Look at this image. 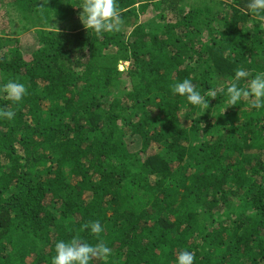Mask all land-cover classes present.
Returning <instances> with one entry per match:
<instances>
[{
    "label": "trees",
    "instance_id": "obj_1",
    "mask_svg": "<svg viewBox=\"0 0 264 264\" xmlns=\"http://www.w3.org/2000/svg\"><path fill=\"white\" fill-rule=\"evenodd\" d=\"M77 2L0 0V84L28 90L0 101L16 112L0 119V264H51L74 236L112 249L96 264H175L185 249L264 264V109L222 111L218 94L200 114L174 94L264 71V18L246 0H118L121 29L97 36ZM95 220L99 238L82 227Z\"/></svg>",
    "mask_w": 264,
    "mask_h": 264
},
{
    "label": "clouds",
    "instance_id": "obj_2",
    "mask_svg": "<svg viewBox=\"0 0 264 264\" xmlns=\"http://www.w3.org/2000/svg\"><path fill=\"white\" fill-rule=\"evenodd\" d=\"M73 6L82 10L79 18L89 33L99 36L121 29L123 19L118 0H78ZM246 8L251 14L264 18V0H246ZM27 94L25 84L15 79L0 84V101L6 100L11 105H18ZM174 94L184 97L190 106L199 108L200 114L209 108V98H217L218 94L225 98L222 111L245 101L249 107L261 110L264 109V71L253 73L243 66L238 67L230 83L221 82L216 88H208L206 91H202L192 78H184L175 83ZM15 116L12 107H0V119L12 121ZM82 227L97 238L104 230L99 220L88 221ZM111 254L112 249L99 239L92 243L74 236L69 240L56 241L51 264H96L97 261H106ZM195 261V253L187 249L181 250L175 258V264H195Z\"/></svg>",
    "mask_w": 264,
    "mask_h": 264
},
{
    "label": "rangeland",
    "instance_id": "obj_3",
    "mask_svg": "<svg viewBox=\"0 0 264 264\" xmlns=\"http://www.w3.org/2000/svg\"><path fill=\"white\" fill-rule=\"evenodd\" d=\"M193 1H196V0H193ZM6 9H7V6H3V5H0V35H3L4 31H5V27H10V23L8 21V15L6 14ZM18 14L15 15V21L14 23L12 24L11 23V29L15 30V31H23V25L22 23H19L18 22ZM7 30V29H6ZM31 33H28L27 31H23L22 33H19V34H16V35H22L23 36V39H22V42L20 44V48L22 50H26V52H28L29 49H33L35 46H36V39H35V33L33 31H30ZM8 36H12L15 34V33H7ZM6 36V35H5ZM128 64L127 63H121L119 64V68L120 69H123L125 67H127Z\"/></svg>",
    "mask_w": 264,
    "mask_h": 264
}]
</instances>
